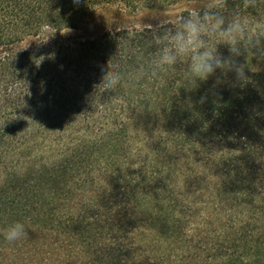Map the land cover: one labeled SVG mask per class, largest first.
<instances>
[{
	"label": "trees",
	"instance_id": "1",
	"mask_svg": "<svg viewBox=\"0 0 264 264\" xmlns=\"http://www.w3.org/2000/svg\"><path fill=\"white\" fill-rule=\"evenodd\" d=\"M258 2L225 14L264 31ZM198 3L0 0V264H264V60L237 57L246 80L129 75L163 33L139 14Z\"/></svg>",
	"mask_w": 264,
	"mask_h": 264
},
{
	"label": "clouds",
	"instance_id": "2",
	"mask_svg": "<svg viewBox=\"0 0 264 264\" xmlns=\"http://www.w3.org/2000/svg\"><path fill=\"white\" fill-rule=\"evenodd\" d=\"M242 4L245 9H259L258 0H242ZM227 5L228 0H199L188 15L161 20L159 27L163 28V33L156 35L153 31L150 44L157 47L155 58L147 68L141 67L135 74H129L130 78H159L168 69L185 64L193 85L207 81L218 70L222 74L233 72L238 80H246L247 65L239 63L237 57L251 55L264 60V31L253 33L248 16L236 14L229 18L225 14ZM146 28L151 29L152 25H145ZM221 44L228 47L229 56L218 51L217 46ZM123 80L122 73L109 64L102 81L106 89H116ZM203 101L202 97L201 103ZM3 236L9 244L14 243L27 237L26 227L15 222L4 229Z\"/></svg>",
	"mask_w": 264,
	"mask_h": 264
},
{
	"label": "rangeland",
	"instance_id": "3",
	"mask_svg": "<svg viewBox=\"0 0 264 264\" xmlns=\"http://www.w3.org/2000/svg\"><path fill=\"white\" fill-rule=\"evenodd\" d=\"M181 9H182V6H173V7L160 9V10H151L148 12H143V14L142 13L139 14V18H143L144 20H147L148 22L153 21V20H160L161 21L164 18H175L179 15ZM164 14H167L166 17L163 16ZM106 15H107V12L101 13L99 15L98 19H101L102 17H105ZM203 220H204V217H202L198 221L200 223V225L202 224ZM203 228H206V227H203ZM206 230L207 229H205V233H206ZM144 240H145V242H148L149 244L152 241L151 237H149V238L144 237ZM157 253H159V252H154V254H157Z\"/></svg>",
	"mask_w": 264,
	"mask_h": 264
}]
</instances>
